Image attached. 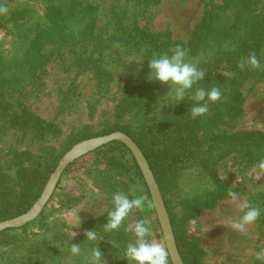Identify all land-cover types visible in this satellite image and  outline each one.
<instances>
[{
  "label": "rangeland",
  "instance_id": "1",
  "mask_svg": "<svg viewBox=\"0 0 264 264\" xmlns=\"http://www.w3.org/2000/svg\"><path fill=\"white\" fill-rule=\"evenodd\" d=\"M70 1L0 0L7 8L0 14L1 170L13 176V161L27 155L36 168L29 182L35 194L49 157L57 161L75 144L105 131L126 130L154 154L180 150L174 131L191 124L195 101L191 93L179 104L165 97L169 87L148 79V63L173 47L186 48L188 61L207 73L198 87L210 89L217 79H230L222 85L239 98L227 102L222 96L209 104V112L191 130L188 149L194 154L172 163L158 183L176 241L189 264H264L255 259L264 249V188H259L264 176L256 180L250 169L264 158L263 150L252 153L245 144L246 134L264 136V70L241 73L228 56L245 32L240 17L248 21L256 14L259 23L254 24L264 31V0H249L250 6L242 0H75V6L81 2L77 12L85 6L91 12L94 27L61 38L39 35L36 29L49 28V19L57 18L50 15L55 7ZM85 11L67 20L73 30L89 23ZM208 13L212 20L206 23ZM61 25L58 21L54 26ZM31 26H37L35 34ZM200 30L204 40L197 35ZM260 55L264 64V43ZM154 123L160 128L155 136L148 132ZM96 151L69 165L37 219L0 235V264H86L85 256L96 245L87 242L84 232L92 229L104 236L98 246L107 264H131L125 250L132 234L123 227L104 232L103 225L113 210V194L125 192L131 199L133 188L135 196L146 197L144 211L134 218L147 219L152 238L164 241L157 214H150L147 184L136 175L131 156L121 149ZM114 161L124 167L117 169ZM233 186L262 210L248 235L226 226V217L242 215L227 196ZM69 209L75 211L65 214ZM11 211L6 206L0 210V222L18 217L10 218ZM192 219L197 225L189 223ZM72 244L82 246L81 256H71Z\"/></svg>",
  "mask_w": 264,
  "mask_h": 264
},
{
  "label": "clouds",
  "instance_id": "2",
  "mask_svg": "<svg viewBox=\"0 0 264 264\" xmlns=\"http://www.w3.org/2000/svg\"><path fill=\"white\" fill-rule=\"evenodd\" d=\"M7 8L0 5V14L6 13ZM150 73L149 80H154L162 85H167L169 91L165 97L175 104L185 100V97L191 93V99L195 104L191 107L190 113L193 119L204 116L209 112V104L217 103L222 100L223 93L219 87L210 89L198 87L204 80L206 71L198 68L195 63L188 61V50L180 46L173 47L168 53L159 56H153L148 63ZM237 67L244 71L248 68L252 70H264V64L257 57L253 50L242 57ZM164 97V98H165ZM255 174L256 180L264 176V158L259 159L250 168ZM233 188L227 189V196L232 205L241 213L238 218L226 217V226L233 232L240 235H248L249 226L256 223L261 217V208L251 204L246 196L238 193ZM259 188H264V185ZM136 188L132 189L133 197L125 192H116L112 196L113 210L107 212V223L103 225L104 232L118 231L122 227L126 233H131L134 237L126 245L125 258L131 264H169L170 249L166 241H159L152 238V229L147 219H135L137 211H144L146 197L135 196ZM75 209H69L67 215H71ZM50 218L49 222L51 223ZM79 219V215H78ZM127 221V224L125 222ZM192 226L197 225L198 221L192 219L189 221ZM34 231H39L34 229ZM76 235L73 233L72 238ZM86 240L90 245L88 255L85 256L86 264H107L103 259V253L99 248V243L103 241L104 236L98 234L95 229L84 232ZM110 243V242H109ZM113 246V245H112ZM71 256H81L82 246L72 244L69 246ZM255 259L264 262V249L255 253Z\"/></svg>",
  "mask_w": 264,
  "mask_h": 264
},
{
  "label": "trees",
  "instance_id": "3",
  "mask_svg": "<svg viewBox=\"0 0 264 264\" xmlns=\"http://www.w3.org/2000/svg\"><path fill=\"white\" fill-rule=\"evenodd\" d=\"M55 1H65V0H55ZM67 1V0H66ZM240 1V0H238ZM251 1V0H250ZM250 1L249 0H242L240 2L244 3L246 2V5L250 6ZM76 1L74 0V2L71 0L69 3L66 2V4L64 2H62L60 4V6L55 7V10L53 11L54 13H51V16L57 17L56 19H49L51 24H49V28L45 29L43 27H40L39 29V35H50V36H54V37H66V36H73V35H80L83 33L88 32L90 27H94V23L92 24L91 22V12L85 11L87 9V7L85 6L82 10L80 11H76L78 9V6L80 5V3H78V5L76 4ZM76 8V9H75ZM75 9V10H74ZM73 10V11H72ZM90 10V9H89ZM81 11H85L86 13L89 14V23L87 25H85L84 27H82V30L78 31V30H73L71 28V26H69V24H67V20H69V18L71 16H73L75 13L81 12ZM91 11V10H90ZM92 13H95V10L93 9ZM255 11H252V14L254 15ZM244 19V22H243ZM206 23L211 21V14L208 13L205 17ZM248 21L245 20V18L240 17L239 18V23H241V25H245L244 27V33L241 37V39L238 41L237 43V47L235 49V51L233 53L228 54L229 52H227L229 59L236 61V64L238 63V61L246 56L249 52L251 51H255L257 54V57L260 59V52L261 49L263 47V34L264 31L263 28L258 25V24H254V23H259V18L256 16H253V18L248 17L247 18ZM61 22L62 25L58 26L55 28V24L57 22ZM256 21V22H255ZM243 22V23H242ZM37 26H31L29 27V31L31 30L32 34H35L34 32V28H36ZM198 36H202L201 39L204 40L203 34L201 33H197ZM39 37V36H38ZM37 37V38H38ZM241 43H243V47L241 48ZM240 45V46H238ZM224 52L219 53V55L222 57L224 56ZM259 55V56H258ZM220 59V58H219ZM231 62V61H230ZM230 67L234 70V64H230ZM240 70V69H239ZM247 70V69H246ZM246 70L241 71V73H244ZM148 71V69L146 70V72ZM230 79H217L216 83L214 85H210L211 87H216L219 83V85L217 87H219L220 89L223 88V91L225 94H223V96H226L225 99L227 98V102H231V101H237V98H239V96H235L236 94H234L232 91L230 92H226L225 91V86L222 85V82H227L229 83ZM225 102V103H227ZM184 105V104H183ZM216 111H215V115H217L220 111L219 105L216 104L215 106ZM199 118V117H198ZM193 119L192 118V122L191 124H185L182 123L179 125V127H176L175 131L176 132V136H177V143L178 145H180V150L178 151H173V153H171V155H166L164 152L162 154H154V149L151 147H143V145L141 144V141L138 139H135L134 141L138 144V146L142 149L145 157L148 159L152 170L155 173L157 182L161 184V182L165 179V175L167 173V170L169 168V166H171L172 163L175 162H186L188 160L189 156H192L194 153L191 151V149H188L190 140H191V130H193V128H195L196 126H198L201 123V120L199 118ZM203 122V121H202ZM160 128L157 127V123H154L152 125H149L148 127V132L150 134H153L154 136L156 135L157 131H159ZM112 132H116V131H112ZM111 131H105L103 133L91 136L89 138L92 137H99V136H103V135H108L110 133H112ZM121 132L127 134L130 137H133L131 133H129L126 130H121ZM194 133V131L192 132V134ZM247 135V141L245 142L248 151L252 152V153H258L260 150H263V157H264V136L259 135L258 133H249L246 134ZM193 139V138H192ZM194 140V139H193ZM107 149L110 153L114 150H119L121 149L122 151L125 150L132 158L133 162H134V166H135V171H136V175L144 182L142 173L140 171V168L138 166V164L136 163L134 157L132 156L131 152L129 151V149L122 144L121 142H112L109 143L106 146H103L101 148H99L96 152H100ZM27 155L22 154L19 155L15 158V160L13 161V167H14V171L15 174L13 176H10V174H7L5 172H3L0 168V210H2L5 206L8 209H11V217H15V216H19L20 214L25 213L28 209H30L34 203L36 202V200L39 198V196L41 195V193L43 192L49 178L50 175L55 171L56 167L58 166L60 157L57 161H54V157H49V161H51V164L47 167L46 171L39 177L42 180L41 186L39 187V190L34 194L35 191H32L30 189L31 185L29 184V182H32L33 179V175L35 174V170L36 168L33 167V164L29 161H27ZM26 162V163H25ZM29 162V163H28ZM114 164L116 166H118L117 169H122L124 166L118 162V161H114ZM70 166L66 169L65 173L69 170ZM147 193L150 196L149 190L147 189ZM27 197V198H26ZM23 198H26V200L21 201ZM12 201V202H11ZM7 202H11V204L9 205V207H7ZM17 204V205H16ZM21 205V206H19ZM10 212H6L5 214H9ZM150 214H153L154 216H156L154 207L152 205V203L150 204ZM4 221L6 220L3 219ZM1 220V221H3ZM156 224H158V221H156ZM10 230H6L0 233V235L7 233ZM119 231V230H118ZM178 244V248L180 249V245ZM180 254L185 262V264H189L187 262V260L185 259V257L182 255L181 249H180Z\"/></svg>",
  "mask_w": 264,
  "mask_h": 264
},
{
  "label": "water",
  "instance_id": "4",
  "mask_svg": "<svg viewBox=\"0 0 264 264\" xmlns=\"http://www.w3.org/2000/svg\"><path fill=\"white\" fill-rule=\"evenodd\" d=\"M112 142H121L130 150V152L134 156L149 189L158 221L163 233L164 241L167 242V245L170 249L171 262L172 264H185L180 254L170 215L154 172L138 144L130 136L121 131L94 137L75 144L60 159L58 166L50 176L42 194L35 202V204L23 215L0 222V233L9 229L21 228L37 219L55 193L59 181L61 180L63 173L68 168V166L79 158L93 151H96L97 149Z\"/></svg>",
  "mask_w": 264,
  "mask_h": 264
}]
</instances>
